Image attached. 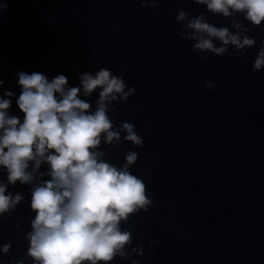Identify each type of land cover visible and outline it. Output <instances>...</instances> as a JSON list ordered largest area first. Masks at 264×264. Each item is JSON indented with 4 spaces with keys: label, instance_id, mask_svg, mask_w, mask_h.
<instances>
[{
    "label": "water",
    "instance_id": "95a60500",
    "mask_svg": "<svg viewBox=\"0 0 264 264\" xmlns=\"http://www.w3.org/2000/svg\"><path fill=\"white\" fill-rule=\"evenodd\" d=\"M0 3L6 4L0 13V95L14 93L9 111L21 122L15 102L21 71L49 80L63 74L73 87L80 84L78 74L104 68L136 90L109 116L116 127L133 123L143 147L101 148L117 167L128 150L138 153L131 172L144 181L154 205L121 225L132 232L133 247L143 244V256L116 257L112 264H264V70H252L264 24L253 27L235 14L256 46L239 58L231 47L218 57L197 53L194 41L180 38L177 10L203 14L234 32L231 18L214 16L193 0H160L159 10L150 4L145 10L140 0ZM98 93L81 96L93 111ZM0 180L7 182L6 173ZM8 191L24 200L11 216L0 217V246L12 242L8 254L0 253V264H33L26 255L35 215L30 186L17 182Z\"/></svg>",
    "mask_w": 264,
    "mask_h": 264
},
{
    "label": "clouds",
    "instance_id": "9594fccd",
    "mask_svg": "<svg viewBox=\"0 0 264 264\" xmlns=\"http://www.w3.org/2000/svg\"><path fill=\"white\" fill-rule=\"evenodd\" d=\"M193 2L206 6L214 16L231 18L230 26L235 30L216 27L203 14L190 17L178 9L175 23L183 26L180 38L194 41L193 51L219 57L231 47L239 58L256 46V40L247 34L250 29L235 14L244 15L253 27H259L264 24V0ZM140 3L145 10L149 4L159 10L160 0ZM5 8L6 4L0 3V13ZM202 59L206 62L208 57ZM252 70H264V42ZM17 76L21 92L15 102L23 114L22 122L9 111L14 93L4 90L0 95V172L7 178V182L0 180V217L11 216L24 200L22 193L9 192V186L15 187L17 182L30 186V209L35 215L26 234L27 257L33 264H112L116 257L127 260L143 256V244L133 247L132 232L121 228L132 216L147 213L154 205L144 181L131 172L138 153L128 150L125 163L117 167L105 160L106 151L101 148L106 145L111 152L122 143L143 147L133 123L122 122L116 127L109 116L117 103L127 102L135 94V88L104 68L95 74H78L80 84L73 87L68 86L63 74L51 80L39 72L21 71ZM3 84L0 79V88ZM205 84L209 90L215 88L211 81ZM96 90L99 93L93 111L92 103L81 96L91 97ZM42 165L46 171H41ZM11 247L9 241L0 246V253L8 254ZM131 264L138 261L132 259Z\"/></svg>",
    "mask_w": 264,
    "mask_h": 264
}]
</instances>
